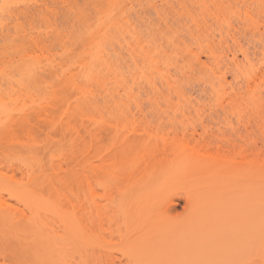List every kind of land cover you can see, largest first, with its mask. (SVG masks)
Listing matches in <instances>:
<instances>
[{
	"label": "rangeland",
	"instance_id": "374dc122",
	"mask_svg": "<svg viewBox=\"0 0 264 264\" xmlns=\"http://www.w3.org/2000/svg\"><path fill=\"white\" fill-rule=\"evenodd\" d=\"M246 58L264 68V0H0V200L65 218L15 209L0 264H264V206L221 160L264 114Z\"/></svg>",
	"mask_w": 264,
	"mask_h": 264
},
{
	"label": "bare ground",
	"instance_id": "6f19581e",
	"mask_svg": "<svg viewBox=\"0 0 264 264\" xmlns=\"http://www.w3.org/2000/svg\"><path fill=\"white\" fill-rule=\"evenodd\" d=\"M247 62L249 63L250 60H248ZM234 66L237 70H239V73L244 76L245 80L250 81L251 77L257 76L258 78L262 79V81L264 83V68L259 69V71L257 70V72L254 73L255 69H253V66L250 63L248 66L249 68H245L243 66V64H239L238 62L234 61ZM250 70H251V75L249 74ZM223 80H225L224 76H223ZM260 104H264V96L263 95H261V96L259 95L257 98V101H256L257 107H258V105L260 106ZM2 105L3 104H1L0 106H2ZM106 108H108V107H106ZM122 108H124V107H122ZM97 109H98V107H97ZM109 109H108V111H109ZM111 109L113 110L112 107H111ZM1 110H0V113H3ZM105 111H107V109ZM121 111H123V110H121ZM243 111H244V108L242 106H238V107L232 109L231 112L234 116L240 117L242 115ZM257 111H258V108L256 110H254L253 108H249V110H248V112H249L248 113V119H249L248 120V126H249V128L246 129L248 136H247V140L245 139L246 141L245 140L243 141L246 147H243L242 150H239L238 152H236L235 147L233 146L234 144L232 143V145L228 144L227 151H225L224 153L223 152L221 153V160L224 161V164H225V167H224L225 173L228 172V169H229L228 165L233 164L232 160L235 162V159L237 157H240V159L242 160V163L246 166V169H247L246 179H247V183H248L247 184L248 185V187H247V197L248 198L247 199H248V201L250 200L249 201L250 204L248 203V205H251V206H248L249 210L250 209L252 210L254 207L253 205H255L257 202L260 204H258V203L256 204V205H259L256 207V209L258 207L261 208L262 207L261 205L264 206V150L262 152L259 150H255V148H254L255 140H254V136H253L255 126L258 128H262V127L264 128V114L260 115V117H259L257 114ZM5 112L8 115L7 110H5ZM101 116H102V114H101ZM208 143L210 144V141ZM206 145L208 146L207 143H206ZM203 147H205V146H202V148ZM16 189L17 190H15L14 192H11L12 197L14 198L13 199L11 197V199H13L15 204H13L14 202L11 204V202H9V201H5V200L3 201L2 199L0 200V223L1 224L7 223V221L13 222V220L14 221L18 220L17 218H19V217H18L17 212L19 213L21 210L18 211L15 209L21 208V209H25L26 211L30 212L29 218L32 220V222H35L38 219V215H39L40 211H44L43 213L46 212L45 214H47L49 212L52 213L53 210L57 211V209L55 208V206L57 205V202L51 198H50L51 200H48L47 199L48 197L46 198L44 196L43 192L39 193V192H36L34 189L23 188V187L20 189H18V188H16ZM71 205L72 206H70V207L74 211L75 210V204H71ZM53 208H55L56 210ZM51 209H52V211H51ZM261 209L264 210V207H262ZM254 210H255V208H254ZM13 212L16 213L17 215L16 214L12 215ZM254 212H256V210ZM22 213L25 214L26 212L25 213L22 212ZM257 213H259L258 210H257L256 214ZM54 214H56V215L58 214V216L63 217V219L65 220L64 216L61 215V213L54 212ZM263 214H264V211H263V213L257 214L258 217L257 216L255 217V218H258V221L260 220V222L255 221V225L257 227L254 225L255 227H253V231H252V233L255 231V233L257 232V234H259V232H260L259 236L257 234H254V233L252 236L257 235L258 238L262 237V239H263L262 241H264V237H263L264 235L261 234L262 233L261 230H262V228L264 229V227L263 226L261 227L260 226L261 224L260 225H258V224L261 223V219L264 217ZM15 215L17 216V218ZM259 215H260V217H259ZM20 219H22V216ZM262 220H264V218ZM136 227H137V230L139 232L140 231L142 232L143 235L141 234L142 235L141 237L144 238V236L145 237L152 236V229L147 224L146 221L139 222ZM259 229H260V231H259ZM263 232H264V230H263ZM253 239H257V238H253ZM45 253L39 259L40 262L38 264H45L46 260L55 259V258H52L53 252L47 251V253L46 254ZM60 253L61 252H58V255ZM33 257L34 258L33 259L31 258V261L29 260L27 262V264H34L33 260L36 259L37 254H34ZM50 264H54V262L51 261Z\"/></svg>",
	"mask_w": 264,
	"mask_h": 264
}]
</instances>
